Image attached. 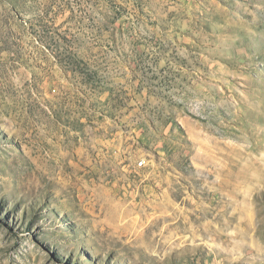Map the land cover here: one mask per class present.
Masks as SVG:
<instances>
[{
	"label": "rangeland",
	"instance_id": "rangeland-1",
	"mask_svg": "<svg viewBox=\"0 0 264 264\" xmlns=\"http://www.w3.org/2000/svg\"><path fill=\"white\" fill-rule=\"evenodd\" d=\"M0 264H264V0H0Z\"/></svg>",
	"mask_w": 264,
	"mask_h": 264
}]
</instances>
